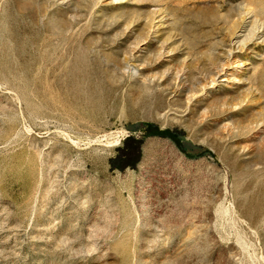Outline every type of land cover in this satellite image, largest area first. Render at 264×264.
<instances>
[{
	"label": "rangeland",
	"instance_id": "374dc122",
	"mask_svg": "<svg viewBox=\"0 0 264 264\" xmlns=\"http://www.w3.org/2000/svg\"><path fill=\"white\" fill-rule=\"evenodd\" d=\"M0 264H264V0H0Z\"/></svg>",
	"mask_w": 264,
	"mask_h": 264
},
{
	"label": "trees",
	"instance_id": "16d2710c",
	"mask_svg": "<svg viewBox=\"0 0 264 264\" xmlns=\"http://www.w3.org/2000/svg\"><path fill=\"white\" fill-rule=\"evenodd\" d=\"M130 134L124 138L122 145L118 147L117 154L110 160L112 168L125 169L134 167L140 159L141 145L143 139L136 137L133 133L137 130L143 131L145 135H158L171 139L174 144L188 157L194 158L200 154H210L209 150H202L200 154L192 151V145L185 140L183 133L170 128L161 129L154 123L141 122L136 126H128Z\"/></svg>",
	"mask_w": 264,
	"mask_h": 264
},
{
	"label": "bare ground",
	"instance_id": "6f19581e",
	"mask_svg": "<svg viewBox=\"0 0 264 264\" xmlns=\"http://www.w3.org/2000/svg\"><path fill=\"white\" fill-rule=\"evenodd\" d=\"M234 79H235V77H234Z\"/></svg>",
	"mask_w": 264,
	"mask_h": 264
}]
</instances>
